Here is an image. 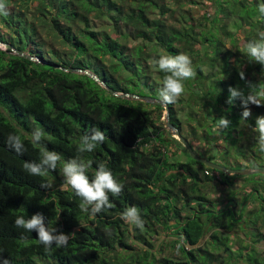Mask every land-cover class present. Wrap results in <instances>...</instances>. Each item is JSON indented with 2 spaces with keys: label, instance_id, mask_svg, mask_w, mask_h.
<instances>
[{
  "label": "trees",
  "instance_id": "trees-1",
  "mask_svg": "<svg viewBox=\"0 0 264 264\" xmlns=\"http://www.w3.org/2000/svg\"><path fill=\"white\" fill-rule=\"evenodd\" d=\"M5 3L8 14L0 13V261L264 264V175L226 176L194 161L160 121L163 106L115 97L87 75L67 71L88 70L117 93L159 100L165 74L154 60L187 54L196 76L184 81L185 92L175 104H167L170 124L208 161L264 169L253 131L264 104L249 105L251 116L243 120L240 101L226 103L230 87L245 94L249 86L264 88V65L251 61L244 47L264 32L258 12L264 0ZM221 117L231 123L219 130ZM36 128L45 133L42 143L64 160L77 156L82 135L93 129L105 133V141L81 159L92 161L90 179L103 162L123 185L119 195L109 193L112 208L94 216L81 211L80 198L64 183L62 162L42 177L24 171L25 161L40 159L30 140ZM9 134L21 136L22 155L7 145ZM218 186L227 191L223 201L208 198ZM130 206L139 209L142 229L121 218ZM36 213L58 233H74L66 247L46 251L35 232L14 226L17 216ZM244 227L248 241H239Z\"/></svg>",
  "mask_w": 264,
  "mask_h": 264
},
{
  "label": "clouds",
  "instance_id": "clouds-1",
  "mask_svg": "<svg viewBox=\"0 0 264 264\" xmlns=\"http://www.w3.org/2000/svg\"><path fill=\"white\" fill-rule=\"evenodd\" d=\"M258 12L261 18H264V3L258 5ZM0 13L8 14L5 0H0ZM259 39L247 41L244 45L245 51L251 61H255L264 65V32L258 33ZM154 66L164 73L162 86L158 91V98L161 103L175 104L185 92L184 81L190 80L196 76V71L192 66V61L187 54L180 53L177 55H160L154 60ZM88 71V70H87ZM241 79H244L243 73H240ZM229 97L226 101L232 105L235 100L240 101L243 109L241 118L248 119L251 116L249 105L260 106L261 98L264 97V88L260 85L249 86L247 94L244 90L237 87L228 89ZM230 121L224 117L217 120L216 128L219 130L228 128ZM253 131L257 133L255 139L260 152H264V116L255 118V126ZM45 133L41 128H36L31 132L30 140L33 146L40 150V159L38 162L25 161L23 164L24 171L31 176H45L49 170L55 171L58 163L62 162L61 172L64 183L69 186L74 194L80 198L79 205L81 211L95 215L106 209L113 207L109 200V193L116 196L123 190V185L118 183L114 178L110 169L105 163L100 162L90 179L87 174L88 169L92 167V161L83 160L81 156L84 153L93 152L97 145L102 144L105 139V133L100 130L93 129L91 133L82 135L77 146V156L75 158L64 160L60 153L49 150L42 143ZM175 137V136H174ZM7 145L17 154H23L26 149L20 135L9 134L7 137ZM41 188H50L49 184H41ZM121 218L125 223L136 228H143L144 221L140 216V211L135 206H130L121 213ZM14 226L23 229L24 232L36 233V239L46 251H50L53 246L56 248H64L68 245L70 235L62 232L58 233L55 228H49L44 217L40 213L33 214L31 217L25 218L19 215L14 220ZM0 264H8L5 259Z\"/></svg>",
  "mask_w": 264,
  "mask_h": 264
},
{
  "label": "water",
  "instance_id": "water-1",
  "mask_svg": "<svg viewBox=\"0 0 264 264\" xmlns=\"http://www.w3.org/2000/svg\"><path fill=\"white\" fill-rule=\"evenodd\" d=\"M3 47V46H2ZM5 49H11L10 46L8 45H4ZM16 54H18L19 56H22L28 60H36L31 56L25 55L22 52L16 51ZM69 72H78V73H82L87 75L89 78H91L92 80H94L95 82H97L100 86L104 87L105 89H107L113 96L115 97H120V98H133L136 100H140L142 102L145 103H150V104H155V105H160L163 106L165 109V114H166V120H165V127L167 128L168 132L175 136L177 140H179L182 145L184 146V148L186 149V151L188 152L189 156L194 160L197 161L211 169H214L218 172H222L224 173L226 176H232V175H239V176H249V175H255V174H261L264 175V169H251V168H245V169H231V168H226L224 166H221L219 164H216L214 162L208 161L206 158H202L200 156H198L193 148L191 147V145L188 143V141L186 139H184L179 131L177 129L174 128L173 125L170 124L169 122V116H168V108L167 105L161 103L159 100H156L154 98L151 97H144V96H137V95H133V94H128V93H117L109 88H106L105 83L100 80L95 74L87 71V70H73V69H69L67 70Z\"/></svg>",
  "mask_w": 264,
  "mask_h": 264
},
{
  "label": "rangeland",
  "instance_id": "rangeland-1",
  "mask_svg": "<svg viewBox=\"0 0 264 264\" xmlns=\"http://www.w3.org/2000/svg\"><path fill=\"white\" fill-rule=\"evenodd\" d=\"M90 72V71H89ZM92 73V72H91ZM148 94V93H147ZM149 95V94H148ZM144 97H150V95L149 96H146V94L145 95H143ZM128 99H130V98H128ZM155 99V98H154ZM138 101H140V100H138ZM142 102V101H141ZM165 120H166V114H165V112L163 113V116L160 118V121H162V122H164L165 123ZM176 138V137H175ZM182 157H184L183 155H182ZM179 159H181L180 158V153H179ZM182 161H186L185 160V157L184 158H182L181 159ZM252 176H254V175H249V176H244V177H251L250 179H252ZM256 178V177H255ZM236 182L237 183H240L241 182V180L240 179H237L236 180ZM63 188H65L66 187V185H63L62 186ZM222 187H216L214 190H216V191H218V193H211L209 196H208V198H210V199H213V200H221V201H223V200H225V196H224V194L225 193H227V191H225V190H223V189H221ZM236 211H237V209H236ZM245 232H246V228L244 227V231H240L238 234H237V236H238V239H239V241H241V239L242 240H245V241H248L247 240V238L245 237ZM223 233V232H222ZM224 235H226L225 233H223ZM209 236H207L205 239H207ZM230 245H231V248L232 249H234L235 250V248H237V242L235 243L234 242V240H232V242H230ZM258 247H260L261 248V245L259 244L258 245Z\"/></svg>",
  "mask_w": 264,
  "mask_h": 264
}]
</instances>
